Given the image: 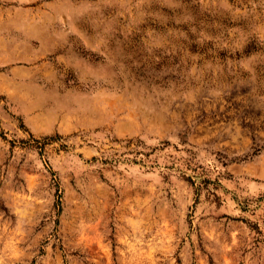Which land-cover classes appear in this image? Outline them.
<instances>
[{
	"label": "rangeland",
	"instance_id": "rangeland-1",
	"mask_svg": "<svg viewBox=\"0 0 264 264\" xmlns=\"http://www.w3.org/2000/svg\"><path fill=\"white\" fill-rule=\"evenodd\" d=\"M9 11L33 106L27 122L0 93V264H264V194L227 168L243 131L259 146L244 120L264 106L238 104L264 96V0Z\"/></svg>",
	"mask_w": 264,
	"mask_h": 264
},
{
	"label": "crops",
	"instance_id": "crops-1",
	"mask_svg": "<svg viewBox=\"0 0 264 264\" xmlns=\"http://www.w3.org/2000/svg\"><path fill=\"white\" fill-rule=\"evenodd\" d=\"M2 17L3 19H1L0 16V31H7L11 26V12H3ZM1 20L3 21L1 22ZM2 42V37L0 35V68L9 66V69L7 68V73L9 74H5V72L0 70V93L5 95V102H3V105L12 106L11 114L15 115V117L22 114L28 122L31 119L29 112L31 106H33L32 94L25 90L24 85H21L19 88L12 86L11 79L9 78L10 75L14 78H20L21 73L26 71L27 66L23 64L20 65V63L19 65L14 63V54L12 55L9 53V50L2 49ZM30 69L33 71L32 68ZM27 72H29V70ZM68 96H70L69 100H67L69 102L68 106H60V109L63 118L65 120H71V123L64 124L62 127L75 129V94L72 93ZM238 105L246 107L264 106V96L259 95L256 97H247L242 105ZM259 114L261 117L259 120H256V114L252 117L248 116V118L244 120L247 122L248 126H252V132L251 130L248 132L253 134V141L258 140V149H256L254 153L248 154V151L252 149V142L248 141V137L243 131L242 138L239 140L240 146L234 148V151L229 155L231 158H234L235 161L229 162L227 168L231 171V174H235V177L240 179L242 188L253 195L257 194L261 196L264 194V111L259 112ZM13 120L15 121L14 118ZM208 131L209 130L201 134V142H197L198 144H201L200 146L203 145L204 148H207L208 145H206L205 142H202V138ZM218 142L219 139L213 143L216 145ZM220 144L226 145V141H221ZM229 183H231V181Z\"/></svg>",
	"mask_w": 264,
	"mask_h": 264
}]
</instances>
